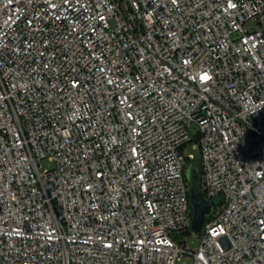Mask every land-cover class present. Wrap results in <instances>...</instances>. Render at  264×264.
<instances>
[{
  "label": "built area",
  "instance_id": "obj_1",
  "mask_svg": "<svg viewBox=\"0 0 264 264\" xmlns=\"http://www.w3.org/2000/svg\"><path fill=\"white\" fill-rule=\"evenodd\" d=\"M186 255L264 264V0H0V264Z\"/></svg>",
  "mask_w": 264,
  "mask_h": 264
},
{
  "label": "water",
  "instance_id": "obj_2",
  "mask_svg": "<svg viewBox=\"0 0 264 264\" xmlns=\"http://www.w3.org/2000/svg\"><path fill=\"white\" fill-rule=\"evenodd\" d=\"M190 185V200L193 206L191 231L201 232L207 217L211 214L219 199L209 200L205 197L202 188V170L200 161L191 162L186 173Z\"/></svg>",
  "mask_w": 264,
  "mask_h": 264
},
{
  "label": "rangeland",
  "instance_id": "obj_3",
  "mask_svg": "<svg viewBox=\"0 0 264 264\" xmlns=\"http://www.w3.org/2000/svg\"><path fill=\"white\" fill-rule=\"evenodd\" d=\"M252 25L249 26V28H251ZM185 152L188 153H194L196 155H198L197 150H195L192 146V144H189L188 146H186L185 148ZM42 166L44 168L47 169H51L53 168V163L51 161H49L48 159H44L42 161ZM201 233L202 232H188L187 234H185L183 236V245L186 246L188 249L190 250H195L198 247L199 241H200V237H201ZM177 264H193L192 258L189 256H183L178 262Z\"/></svg>",
  "mask_w": 264,
  "mask_h": 264
},
{
  "label": "trees",
  "instance_id": "obj_4",
  "mask_svg": "<svg viewBox=\"0 0 264 264\" xmlns=\"http://www.w3.org/2000/svg\"><path fill=\"white\" fill-rule=\"evenodd\" d=\"M196 161H198V160H196ZM189 232H191V231H189ZM188 232H186L185 234H187Z\"/></svg>",
  "mask_w": 264,
  "mask_h": 264
}]
</instances>
